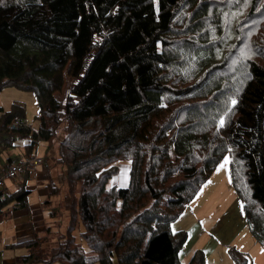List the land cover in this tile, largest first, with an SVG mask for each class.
<instances>
[{"label": "trees", "instance_id": "16d2710c", "mask_svg": "<svg viewBox=\"0 0 264 264\" xmlns=\"http://www.w3.org/2000/svg\"><path fill=\"white\" fill-rule=\"evenodd\" d=\"M263 26L264 0H0V91L33 92L39 122H25L22 103L0 108V153L18 137L29 153L66 123L73 170L86 176L49 251L37 236L6 245L25 248L16 263L205 264L203 249L182 251L187 231L171 224L226 156L264 251V29L252 40ZM116 159L130 162L127 187L108 186L117 171L99 175ZM27 178L0 189V215L28 206ZM78 223L87 251L72 235ZM228 253L251 264L245 250Z\"/></svg>", "mask_w": 264, "mask_h": 264}, {"label": "rangeland", "instance_id": "374dc122", "mask_svg": "<svg viewBox=\"0 0 264 264\" xmlns=\"http://www.w3.org/2000/svg\"><path fill=\"white\" fill-rule=\"evenodd\" d=\"M264 26L257 28L252 33V40L255 38L259 33L263 32ZM14 88V87H13ZM6 89V88H4ZM2 89V90H4ZM16 89V88H14ZM1 90V91H2ZM0 91V92H1ZM6 92V93H5ZM2 94H6L7 98L5 102L0 104L1 109H8L10 104L14 101H21L17 103H22L25 105V119L34 120L36 123L39 122L36 120V114L38 111L36 98L33 92L31 91H24L20 89L16 90H6L2 91ZM12 99V100H11ZM3 110V111H4ZM1 114V112H0ZM31 123V121L29 122ZM27 123V124H29ZM35 123V122H34ZM32 126V124H30ZM33 128V126H32ZM74 131L71 127H67L66 123L59 125L50 141L44 143V150L41 156V169L36 171L35 177L38 175V183L43 184L49 188L50 194H54L50 200H53V203H50L47 207H53V211L51 212V216H53L54 223L51 224V228L53 229L52 237L50 238L46 235L47 224H44L39 216L38 213L32 214V217L35 220V224L42 229V232H34L32 233V239H38L40 242V247L38 250L42 251H49L50 246L52 245V241L59 238V230L60 233L64 231V228H60L59 225L63 221L64 217H69V215L75 213L76 210V199L80 196L82 191V178L86 177L83 173H77L73 170L72 167V150L70 146L71 142L75 141L74 139L70 142H67L73 137ZM26 137H18L16 140L18 142H25ZM42 142V141H40ZM38 144V143H37ZM78 144V143H77ZM33 148L29 153L24 152V157H30L33 153ZM23 144H16L15 146L11 147L10 149L4 150L0 153V166L4 163L7 158L16 157L18 158L22 154ZM2 154V156H1ZM228 158V156H226ZM39 159H35L37 163ZM225 160V158H224ZM72 161V162H71ZM118 165V169H117ZM32 168L35 167L34 164L31 166ZM130 162L129 161H122L120 159H116L113 161V164L107 166H101L99 175L107 173V172H115L109 178L108 186H118L120 187H127V177L129 178V170H130ZM223 171L220 172L216 180L214 181L213 185L208 188L206 191L201 206H198L193 211L188 207H186L181 215L171 224V228L173 231H177L180 229H184L187 231V239L183 245L182 251H189L192 249L193 245L202 237L203 234L207 232H212L217 230V227H214V224L220 212H228L227 218H225L223 223V237L230 238L235 236V234L241 235L242 232H249L248 227L245 223L243 217V208L242 203L235 191L230 186V178L228 174V165H224ZM86 172V171H85ZM127 172V173H126ZM1 173V172H0ZM23 173V177L32 176V173ZM9 182V181H7ZM8 190L14 189V183L9 182L7 183ZM127 183V185H126ZM9 184V185H8ZM45 191L46 189L42 186ZM13 187V188H12ZM34 192H31L33 194ZM169 195H165L167 198ZM219 207H216V205ZM220 205H224V207H220ZM22 209V208H17ZM16 210V209H14ZM51 210V209H50ZM10 213L4 215L1 214L0 218L8 217ZM239 215V218L236 215ZM30 218V216H29ZM0 223H4L1 222ZM208 223V227H203L200 225H205ZM198 227V231L196 227ZM82 230L81 223H78L72 233L73 238H75V242L77 244H81L85 251H87L86 243L79 235V231ZM218 235H213V238H217ZM31 239V240H32ZM12 240V239H11ZM9 237H4L3 234L0 233V258L12 253L13 251L11 248H4L2 247L5 241H11ZM229 253H223L222 259L223 260H230ZM231 261V260H230ZM232 262V261H231ZM0 264H2L0 262ZM39 264V263H38ZM61 264V263H57ZM92 264H97L96 262ZM233 264V263H232Z\"/></svg>", "mask_w": 264, "mask_h": 264}, {"label": "crops", "instance_id": "0c3cea01", "mask_svg": "<svg viewBox=\"0 0 264 264\" xmlns=\"http://www.w3.org/2000/svg\"><path fill=\"white\" fill-rule=\"evenodd\" d=\"M16 90L12 87H7L6 90ZM1 91V92H2ZM0 92V104L2 102H5L7 98H12V97H6V94H2ZM6 93V92H5ZM12 100V99H11ZM15 102V101H14ZM16 102H21V101H16ZM12 104V103H11ZM10 104V106H11ZM10 106L8 109L4 110L7 111L10 109ZM25 106V105H24ZM1 108V107H0ZM25 108V107H24ZM1 115V114H0ZM31 121V123H29ZM26 123L32 124L33 129H38V123L34 120H28L25 119ZM35 122V123H34ZM31 126V125H30ZM31 126V127H32ZM29 140L28 138L25 140V142H18L17 140L14 142V146L16 144H23V150L22 154L16 158L13 157V162H17L18 160L23 159L24 157V152H25V146L28 145ZM44 150V142H38V144L34 145L33 148V153L36 154L37 156H41L43 154ZM2 156V154H1ZM228 163V162H227ZM227 163L224 162L220 163L217 167L216 170L213 172L209 180H207L204 185H202L201 189L197 193V195L194 197L192 201L189 203V208L193 211L196 209L198 206H201V203L203 201L204 195L206 191L208 190L209 187H211L220 174V172L223 171V166L226 165ZM221 165H223L221 167ZM33 170L30 171L29 173H32V176H28L27 178V185H26V190L29 191V194L27 196V203L28 206L24 207L22 209H16L12 210L8 217L3 218L1 217L0 220V233L3 234L4 237H9L11 241H5L2 245L5 249L7 248V244L11 243H24L25 241L31 240L32 239V233L34 232H42V229H40L36 224L35 220L32 217V214L38 213L42 222L44 224L48 223V219L46 217V210L43 209V201L46 196V191L40 187V184L38 183V175L35 177V172L39 171L41 169V165H35ZM127 173V172H126ZM229 173V172H228ZM29 174V175H30ZM23 177V176H22ZM20 178L19 180L12 182L14 183V189L15 183L22 181L24 178ZM129 181V178L127 177V182ZM9 183V182H7ZM9 185V184H8ZM127 185V183H126ZM7 186V184H6ZM44 187V186H43ZM13 188V187H12ZM45 188V187H44ZM14 189L8 190V187L5 191V193H12ZM31 192H34L31 194ZM216 207H219L217 204ZM220 207H224V205H220ZM228 212H220L217 221L212 224L214 227H217L216 231L212 232H207L202 235V237L193 245L192 249H190L188 252L184 251L185 254H190L192 253L195 249L201 248L204 251L205 254V264H232V262L229 260H223L222 256L223 253L228 252V248L231 246H234L236 248H239L241 250L247 251L250 256L252 257L251 264H264V251L259 249L258 246L253 245L251 242V236L250 232H242L241 235L235 234V236L230 237V238H224L223 237V223L222 221L227 218ZM239 215H236L239 218ZM30 216V218H29ZM203 227H208V223L205 225H200ZM196 227V226H195ZM198 231V227H196ZM213 235H218L217 238H213ZM13 251L12 253L4 256L3 258H0V262L2 264H17L16 259L18 256L24 255L25 253V248L23 247H18V248H11ZM57 264V263H53ZM62 264V263H61Z\"/></svg>", "mask_w": 264, "mask_h": 264}, {"label": "built area", "instance_id": "2783aa9c", "mask_svg": "<svg viewBox=\"0 0 264 264\" xmlns=\"http://www.w3.org/2000/svg\"><path fill=\"white\" fill-rule=\"evenodd\" d=\"M19 127V120L17 117H14L10 124L9 128L11 130L17 129ZM35 157H30L28 159L21 160L19 162L12 163L9 167L0 173V189L6 188L7 181H16L21 178L23 173L31 169L32 164H36ZM38 159V158H37ZM40 162V159L37 163Z\"/></svg>", "mask_w": 264, "mask_h": 264}, {"label": "clouds", "instance_id": "9594fccd", "mask_svg": "<svg viewBox=\"0 0 264 264\" xmlns=\"http://www.w3.org/2000/svg\"><path fill=\"white\" fill-rule=\"evenodd\" d=\"M18 118V117H17ZM19 120V119H18ZM19 125H20V121H19ZM29 125V124H28ZM30 126V125H29ZM9 127V126H8ZM19 128V127H18ZM17 128V129H18ZM10 129V128H9ZM15 130V129H14ZM36 154H34V153H32L31 155H30V157H35V158H38V159H40V162L39 163H36V164H34V165H38V164H40L41 163V157H37V156H35ZM30 157H23V159H21V160H24V159H28V158H30ZM21 160H18L17 162H19V161H21ZM13 163H15V162H13ZM11 165V164H10ZM7 169V168H6ZM6 169H4V170H6ZM3 170V171H4ZM33 169H32V167H31V169H29V170H27L26 172L27 173H29L30 171H32ZM2 171V172H3ZM25 172V173H26ZM22 177V176H21ZM17 181V180H16ZM9 182H11V181H9ZM13 182H15V181H13ZM6 189H7V186H6V188L4 189V191H6ZM8 194V193H7Z\"/></svg>", "mask_w": 264, "mask_h": 264}, {"label": "snow or ice", "instance_id": "6c2138e0", "mask_svg": "<svg viewBox=\"0 0 264 264\" xmlns=\"http://www.w3.org/2000/svg\"><path fill=\"white\" fill-rule=\"evenodd\" d=\"M232 103L235 105L236 104V101L235 100H233L232 101ZM220 123H221V126H223V124H224V121H223V119H221V121H220ZM228 162V158L227 157H225V163H227ZM223 165H221V167H222Z\"/></svg>", "mask_w": 264, "mask_h": 264}]
</instances>
